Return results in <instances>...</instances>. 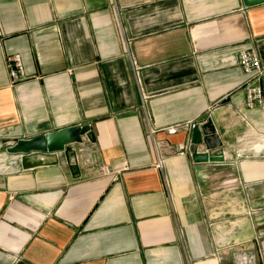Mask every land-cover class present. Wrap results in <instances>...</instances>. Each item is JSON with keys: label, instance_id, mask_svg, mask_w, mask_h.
<instances>
[{"label": "crops", "instance_id": "1", "mask_svg": "<svg viewBox=\"0 0 264 264\" xmlns=\"http://www.w3.org/2000/svg\"><path fill=\"white\" fill-rule=\"evenodd\" d=\"M245 51L264 64V2L0 0V146L94 138L28 171L7 153L0 264H234L240 248L264 264V96L247 106ZM208 120L201 144L169 132ZM189 140L158 166L156 143ZM197 147L226 161L195 163Z\"/></svg>", "mask_w": 264, "mask_h": 264}, {"label": "water", "instance_id": "2", "mask_svg": "<svg viewBox=\"0 0 264 264\" xmlns=\"http://www.w3.org/2000/svg\"><path fill=\"white\" fill-rule=\"evenodd\" d=\"M246 7L263 3L264 0H243ZM210 128L212 132L206 137L214 136L213 121L208 120L202 127L196 126L193 132L194 144L203 143L202 130ZM94 141L90 127L81 125L61 129L55 132L39 135L31 139H20L15 144L9 145L6 152L17 158L19 168L28 171L43 166L59 164L57 154L69 153L72 145L80 144L84 138ZM192 158L195 163H224L226 161L223 153H201L193 152Z\"/></svg>", "mask_w": 264, "mask_h": 264}, {"label": "built area", "instance_id": "3", "mask_svg": "<svg viewBox=\"0 0 264 264\" xmlns=\"http://www.w3.org/2000/svg\"><path fill=\"white\" fill-rule=\"evenodd\" d=\"M239 65L241 66L243 72L250 76L249 86H248V93H247V106L249 108H254L257 103H261L263 101V93L262 88L258 84L261 80L262 76L264 75V64L262 63L259 56L254 53L253 51H245L240 54L239 57ZM10 72L13 78H17L21 73L24 71V67L21 61L20 56L13 57L10 63ZM203 122H190L186 124H180L176 127L169 129V132L173 133L178 131L182 128H187L193 130L196 126H200ZM11 145L15 144L10 143ZM9 146V145H8ZM158 157H159V164L160 168L164 167V163L166 160L167 155L173 154L174 152L178 155H184L186 152H192L194 148V144L191 140L185 146L180 147H172L165 143H156L155 145ZM198 152L200 150L204 151V147H197L196 149ZM104 174L111 173L109 168L106 167L103 169ZM223 254V259L224 255ZM257 255L248 249L240 248L236 252L233 253L234 264H258L257 263Z\"/></svg>", "mask_w": 264, "mask_h": 264}, {"label": "rangeland", "instance_id": "4", "mask_svg": "<svg viewBox=\"0 0 264 264\" xmlns=\"http://www.w3.org/2000/svg\"><path fill=\"white\" fill-rule=\"evenodd\" d=\"M8 146H5V145H1L0 146V158L6 160V162L4 161L5 164L9 165V160L6 158V155L7 152H6V149H7ZM106 168L105 165L101 166V171L103 172V169ZM8 171V170H6ZM6 171H2V172H6ZM1 172V171H0Z\"/></svg>", "mask_w": 264, "mask_h": 264}, {"label": "bare ground", "instance_id": "5", "mask_svg": "<svg viewBox=\"0 0 264 264\" xmlns=\"http://www.w3.org/2000/svg\"><path fill=\"white\" fill-rule=\"evenodd\" d=\"M4 161L6 162V160L0 158V171H6L9 170V165L5 164ZM11 167V166H10Z\"/></svg>", "mask_w": 264, "mask_h": 264}]
</instances>
